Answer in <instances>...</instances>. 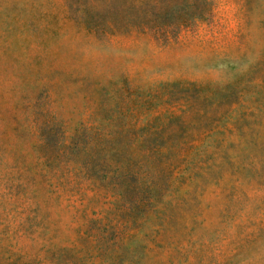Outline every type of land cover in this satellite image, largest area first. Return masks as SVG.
<instances>
[{
	"label": "rangeland",
	"instance_id": "374dc122",
	"mask_svg": "<svg viewBox=\"0 0 264 264\" xmlns=\"http://www.w3.org/2000/svg\"><path fill=\"white\" fill-rule=\"evenodd\" d=\"M0 264H264V0H0Z\"/></svg>",
	"mask_w": 264,
	"mask_h": 264
}]
</instances>
